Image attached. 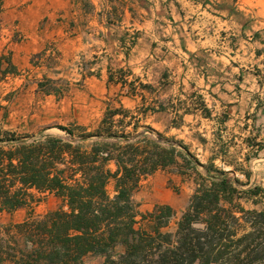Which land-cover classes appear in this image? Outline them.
<instances>
[{
    "label": "trees",
    "instance_id": "1",
    "mask_svg": "<svg viewBox=\"0 0 264 264\" xmlns=\"http://www.w3.org/2000/svg\"><path fill=\"white\" fill-rule=\"evenodd\" d=\"M115 80L126 85L121 74L118 79L110 75L109 82ZM142 89L155 92L148 85ZM138 94L141 107L109 104L94 132L79 126L77 131L59 127L65 136L45 130L21 135L0 125V213L29 211L23 223L0 226V264H85L88 255L105 256L104 264L264 261V210L233 205L228 196L235 190L228 173L210 175L215 157L205 166L182 141L141 124L150 114L171 110V127L180 128L184 115L196 114L197 109L179 100L171 106L159 99L147 104L146 96L133 86L127 96ZM200 100L203 117L210 118ZM198 166L205 168L206 177L200 174L196 179L174 232L167 231L175 216L171 206L138 210L133 195L144 179L159 171L187 174ZM49 195L60 199L61 207L36 216V207ZM117 246L124 252L115 259L110 254Z\"/></svg>",
    "mask_w": 264,
    "mask_h": 264
},
{
    "label": "crops",
    "instance_id": "2",
    "mask_svg": "<svg viewBox=\"0 0 264 264\" xmlns=\"http://www.w3.org/2000/svg\"><path fill=\"white\" fill-rule=\"evenodd\" d=\"M52 44L61 59L83 57L85 81L120 85L134 102L142 101L140 94L127 96L128 86L109 82L111 72L127 69L155 88L140 92L147 104L159 99L192 107L191 99L202 97L211 113L226 116L222 125L249 126L264 104V0L1 1L0 59L10 53L17 65ZM172 77L179 93L163 99L175 84L164 80ZM162 115L174 119L171 110L147 117Z\"/></svg>",
    "mask_w": 264,
    "mask_h": 264
},
{
    "label": "rangeland",
    "instance_id": "3",
    "mask_svg": "<svg viewBox=\"0 0 264 264\" xmlns=\"http://www.w3.org/2000/svg\"><path fill=\"white\" fill-rule=\"evenodd\" d=\"M134 41L135 36H132L131 45ZM83 68V57L68 61L61 59L58 47L54 44L49 45L46 52L37 53L17 65L11 61L10 53L5 54L0 59V125L21 135H38L45 130L46 134L65 136L66 132L59 127L77 131L79 126H84L88 128V132H94L109 104L116 108L123 104L131 110H135L137 105L142 106L141 99L134 102L124 97L126 93L120 92V85L106 89L85 81L83 77L86 73ZM156 73L161 75L160 70H156ZM120 74L123 75L128 90L133 86L139 93L146 91L142 89L144 82L131 77L129 70L114 73L115 79H118ZM110 75L113 76V72ZM169 82L175 84L170 92L162 94L163 99L179 93L177 77L164 80V85ZM189 89V86H186V91ZM175 102L170 103V106L177 103ZM189 103L192 104L191 108L198 110V115H187L180 129L170 128L172 117L169 115L147 117L141 124L152 127L168 139L182 141L189 148V152L205 166L209 164L210 158L215 157L210 175L219 177L217 171L228 173L227 179L235 190L233 196H228L233 205L245 210L263 211L264 104L259 107L261 112L258 116L252 117L251 114L252 120L255 119L254 123L242 127L222 125L221 121L226 118L222 112H214L210 118H204L203 106L198 97H193ZM200 174L203 177L207 174L202 166H198L195 172L187 171V174L159 171L141 182L133 195V201L142 213L152 211L157 205L171 206L175 216L167 231L174 232L188 208L196 189V179ZM110 190L113 191V188L110 187ZM61 205L60 199L49 195L36 207L34 214L44 216L56 211ZM28 215L27 209L0 213V226L21 224ZM123 252L124 247L117 246L110 255L116 259ZM105 260V256L88 255L84 263L104 264ZM261 264H264V261Z\"/></svg>",
    "mask_w": 264,
    "mask_h": 264
}]
</instances>
